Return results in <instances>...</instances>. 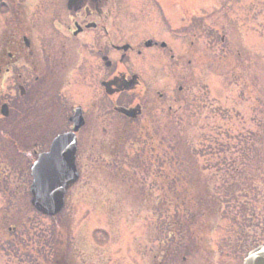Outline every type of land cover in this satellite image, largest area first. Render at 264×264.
Instances as JSON below:
<instances>
[{"label":"rangeland","instance_id":"rangeland-1","mask_svg":"<svg viewBox=\"0 0 264 264\" xmlns=\"http://www.w3.org/2000/svg\"><path fill=\"white\" fill-rule=\"evenodd\" d=\"M160 2L154 17L118 18L113 26L127 40L132 39L128 33H137L133 39L157 37L168 43L157 53L142 46L132 60L150 63L162 50L173 56V71L157 84L150 77L151 92L175 97L177 87L185 85L183 110L177 102L164 118L156 116L171 122L155 134L172 148L173 157L177 151L179 166L172 171L183 177L177 194L186 184L201 208L202 219L190 222L191 230L207 239L187 253L198 256L185 263V253H165L160 226L164 211L174 209L165 172L158 176L148 165L144 170L134 165H146L145 156L136 152L137 145H118L121 122L114 118L113 128L98 134L109 136L113 146L78 148L80 179L53 218L30 205L29 169L1 159L0 264H242L247 251L264 244V0ZM138 9L135 1L125 10ZM156 140L149 145L158 146ZM1 153L6 154V144L0 136ZM10 213L18 220L2 221ZM51 238L60 242L56 255L45 260L42 248ZM22 243H30L24 253Z\"/></svg>","mask_w":264,"mask_h":264},{"label":"flooded vegetation","instance_id":"flooded-vegetation-1","mask_svg":"<svg viewBox=\"0 0 264 264\" xmlns=\"http://www.w3.org/2000/svg\"><path fill=\"white\" fill-rule=\"evenodd\" d=\"M135 1L140 9L126 11ZM160 1L82 0L75 11L68 9L69 0H0V136L6 144L0 161L20 162L30 176L32 163L56 137L73 131L75 119L82 122L75 134L77 172L80 146H113L109 136L98 134L112 129L114 118L121 122L118 145L139 144L136 139L126 142L127 137L137 135L143 142L144 132L156 140V131L171 122L157 117L170 113L177 102L183 110L185 85L177 87L175 97L151 92L150 77L157 84V78L173 71V56L163 52L168 43L157 37L133 39L137 33H128L132 39L127 40L113 24L118 18H152ZM177 1L179 6L183 2ZM142 46L156 53L164 50L150 63H135ZM164 105L167 111L157 114ZM133 109L135 119L122 112ZM193 256L198 254H185V263Z\"/></svg>","mask_w":264,"mask_h":264},{"label":"trees","instance_id":"trees-1","mask_svg":"<svg viewBox=\"0 0 264 264\" xmlns=\"http://www.w3.org/2000/svg\"><path fill=\"white\" fill-rule=\"evenodd\" d=\"M143 142H141L140 136L138 137L137 135L135 136L136 141L139 140V144L136 147L138 148L136 152L138 154H143L145 156V163H142L141 165H136L134 162V165L137 166L138 169L144 170V166H149L148 169L152 170L150 173L154 171L156 174L159 176L160 173H164L166 175V172L169 170H173L174 167H178L179 165L177 164V159L178 156L176 155V150H174V157L172 156L171 152L172 148L166 147L165 145H158V146H153L152 144L149 145L151 135L149 132H144L143 135ZM139 145V146H138ZM185 150L188 152L187 147H185ZM165 154V155H164ZM150 158H149V157ZM13 162H16L13 160ZM20 162H18L19 164ZM13 165L17 166L16 163H12ZM22 164V163H21ZM175 165V166H174ZM186 169V167H185ZM168 170V171H167ZM175 173V175H170V177L164 176L165 179L167 180L166 184V190L170 189L169 194L173 195V205L174 209L172 212L169 210L164 211L166 214V220L163 222L164 224H161L160 226V234H164V240H165V245L166 254H178L180 252L182 253H188L190 251H195L198 250L196 247H200L203 245L207 239V234H202L199 235L197 233L196 235L193 234V230H191V224L190 222L196 220V219H202V211L201 208H199L197 205L194 204L195 197L192 196L190 192H188L187 185L185 184V191L180 193V195L177 194V189L180 188V186L183 184L182 179L183 177L179 178L177 176L176 172L179 171H172ZM161 175V174H160ZM181 175V174H180ZM189 178H191L186 172H185V183L188 182ZM189 184V182L187 183ZM184 187V186H183ZM171 195V196H172ZM193 198V200H192ZM196 203H198V200H196ZM18 212V211H17ZM15 212V213H17ZM156 213H162V211L158 210ZM172 214V215H171ZM19 218L18 214H6L3 216L2 221L4 222H11V221H17ZM189 222V223H188ZM36 236V235H33ZM197 237H200L198 239ZM41 238V237H40ZM33 239V237H32ZM33 241V240H31ZM49 244L47 243L44 245L43 249V258L45 260L49 257L55 254V250L57 248V245L59 244V239L58 241L54 238H51L49 240ZM30 246V243H22V246L20 248V251H23V253L27 250V248ZM208 246V243H207ZM18 249V248H17ZM37 250V254L42 255L41 250ZM210 249V246H208V250ZM34 253L36 250H33ZM56 255V254H55ZM57 258V257H56ZM55 258V259H56Z\"/></svg>","mask_w":264,"mask_h":264},{"label":"water","instance_id":"water-1","mask_svg":"<svg viewBox=\"0 0 264 264\" xmlns=\"http://www.w3.org/2000/svg\"><path fill=\"white\" fill-rule=\"evenodd\" d=\"M82 0H69L68 9L78 10ZM131 118L136 117V110H122ZM77 127L81 120L75 119ZM76 142L73 134L57 138L51 146L50 152L39 156L31 168L33 178L30 192L31 205L40 214L55 217L64 207V197L67 190L78 180L75 168ZM243 264H264V245L249 252Z\"/></svg>","mask_w":264,"mask_h":264}]
</instances>
